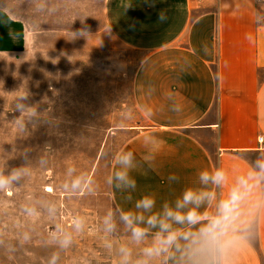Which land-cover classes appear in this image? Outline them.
I'll use <instances>...</instances> for the list:
<instances>
[{
    "label": "crops",
    "instance_id": "obj_1",
    "mask_svg": "<svg viewBox=\"0 0 264 264\" xmlns=\"http://www.w3.org/2000/svg\"><path fill=\"white\" fill-rule=\"evenodd\" d=\"M32 2L0 0V55L23 57L36 48L40 33L17 14ZM162 10L164 23L158 19ZM261 13L264 0H66V24L72 27L66 41H77L66 47L80 50L86 40L90 49L107 51L98 55L121 49L142 57L133 83L142 122L111 133V142L122 144L118 151L132 150L138 160L146 153V133L160 141L151 167L133 173L134 199L153 192L159 204L192 186L200 169L223 164L243 171L245 160L264 151L258 142L264 137V24L255 22ZM93 20L101 27L87 29ZM149 85L156 89L152 94ZM168 92L182 104L180 115L169 111ZM148 107L155 113L151 118L144 116ZM172 173L180 183L170 186ZM109 195L114 208L131 207L111 187ZM237 264H264V215Z\"/></svg>",
    "mask_w": 264,
    "mask_h": 264
},
{
    "label": "rangeland",
    "instance_id": "obj_2",
    "mask_svg": "<svg viewBox=\"0 0 264 264\" xmlns=\"http://www.w3.org/2000/svg\"><path fill=\"white\" fill-rule=\"evenodd\" d=\"M27 4L17 14L40 33L36 48L23 57L0 55V165L10 170L35 163L49 149V166L35 169L19 189L0 193L6 202L0 207V264H47L54 250L44 244L50 224L41 218L31 225L22 213L24 203L46 194L60 201L62 218L76 212L88 218V230L61 253L60 264H114L96 227L104 212L114 208L106 177L122 144L111 142V133L142 122L133 89L142 57L121 49L112 56L98 55L107 51L90 49L86 40L80 50L68 48L77 41H66V29H72L66 24V0ZM85 27L101 24L93 20ZM129 109L133 118L126 120L123 114ZM68 166L94 177V194L68 198L59 190ZM28 230L32 239L22 243Z\"/></svg>",
    "mask_w": 264,
    "mask_h": 264
},
{
    "label": "clouds",
    "instance_id": "obj_3",
    "mask_svg": "<svg viewBox=\"0 0 264 264\" xmlns=\"http://www.w3.org/2000/svg\"><path fill=\"white\" fill-rule=\"evenodd\" d=\"M158 19L166 22V12L162 10ZM255 22L264 24V13L258 14ZM202 50L207 53V46ZM155 91L149 85L148 93ZM165 100L169 111L182 113L183 106L173 92H168ZM18 107L23 109V105ZM154 114L151 107L145 109L146 118ZM123 116L132 119L133 111L129 109ZM159 143L149 132L143 136L146 153L141 159L132 150L120 149L113 155L106 183L124 194L131 207H109L100 217L96 235L102 248L115 257L114 264H237L239 253L255 240L264 215V151L254 160H245L247 167L243 171L229 170L223 164L200 169L192 186L159 204L153 192L134 199L138 185L133 173L140 172L145 164L151 167ZM49 152L46 149L35 163L10 170L6 164L0 165V193L22 187L35 169H47ZM167 181L170 186L178 184L180 177L172 173ZM96 187L93 176L68 166L59 190L73 198L94 194ZM5 204L0 201V207ZM22 213L31 225L41 218L50 224L44 244L54 250L47 264H60L61 253L71 249L76 238L89 228L88 218L79 212L62 218V205L52 195L28 200L22 205ZM31 239V230L22 233V243Z\"/></svg>",
    "mask_w": 264,
    "mask_h": 264
},
{
    "label": "built area",
    "instance_id": "obj_4",
    "mask_svg": "<svg viewBox=\"0 0 264 264\" xmlns=\"http://www.w3.org/2000/svg\"><path fill=\"white\" fill-rule=\"evenodd\" d=\"M259 145L263 148L264 147V137L260 136L258 139Z\"/></svg>",
    "mask_w": 264,
    "mask_h": 264
}]
</instances>
